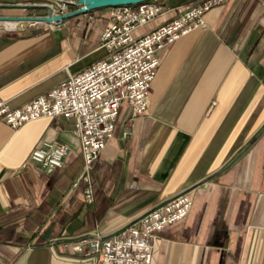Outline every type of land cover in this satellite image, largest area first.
I'll return each mask as SVG.
<instances>
[{
    "label": "crops",
    "instance_id": "1",
    "mask_svg": "<svg viewBox=\"0 0 264 264\" xmlns=\"http://www.w3.org/2000/svg\"><path fill=\"white\" fill-rule=\"evenodd\" d=\"M49 0H0V18H25ZM201 0H158L164 14L138 38ZM73 10L78 9L73 6ZM156 52L149 108L119 109L114 136L85 183L72 120L44 118L14 131L0 122V217L24 214L21 243H0V264L80 262L67 239L111 236L153 206L192 189L189 215L159 233L151 264H264V0H225ZM109 10L59 28L0 21V99L19 107L105 58ZM68 146L61 169L40 171L30 152Z\"/></svg>",
    "mask_w": 264,
    "mask_h": 264
},
{
    "label": "built area",
    "instance_id": "2",
    "mask_svg": "<svg viewBox=\"0 0 264 264\" xmlns=\"http://www.w3.org/2000/svg\"><path fill=\"white\" fill-rule=\"evenodd\" d=\"M224 2L201 0L190 4L171 21L138 38L133 36L135 30L164 14L158 0L108 8L109 21L99 34V48L105 50V58L81 73L68 76L23 106L13 107L9 101L0 99V122L16 131L26 123L44 118L72 120L82 157L77 183H85L84 201L93 204L91 172L114 136L121 105H128L132 118L143 116L149 108L148 89L159 67L156 52L191 30L205 28V13ZM73 6L62 0H49L43 5V14L37 17L64 16L75 11ZM64 21L44 25L54 29ZM20 23L21 27L35 25ZM69 153L64 144L44 142L30 152L29 163L40 171L61 169ZM192 192L183 190L159 202L111 236L95 231L67 239L74 259L95 264H151L153 243L159 233L189 215Z\"/></svg>",
    "mask_w": 264,
    "mask_h": 264
},
{
    "label": "water",
    "instance_id": "3",
    "mask_svg": "<svg viewBox=\"0 0 264 264\" xmlns=\"http://www.w3.org/2000/svg\"><path fill=\"white\" fill-rule=\"evenodd\" d=\"M77 6L78 9L64 16H57L54 18H43V17H25V18H0V21L4 20H15L19 22H32V23H50L52 21L66 20L68 18L86 14L88 12L115 8L121 6H130L140 4L149 0H62Z\"/></svg>",
    "mask_w": 264,
    "mask_h": 264
},
{
    "label": "trees",
    "instance_id": "4",
    "mask_svg": "<svg viewBox=\"0 0 264 264\" xmlns=\"http://www.w3.org/2000/svg\"><path fill=\"white\" fill-rule=\"evenodd\" d=\"M24 214H6L0 217V243H21L18 230L26 221Z\"/></svg>",
    "mask_w": 264,
    "mask_h": 264
},
{
    "label": "rangeland",
    "instance_id": "5",
    "mask_svg": "<svg viewBox=\"0 0 264 264\" xmlns=\"http://www.w3.org/2000/svg\"><path fill=\"white\" fill-rule=\"evenodd\" d=\"M44 8L42 7V8H38L37 10H34L31 14L32 15H30V16H33V17H37V16H40L41 14H43V12H44ZM37 25V24H36Z\"/></svg>",
    "mask_w": 264,
    "mask_h": 264
},
{
    "label": "bare ground",
    "instance_id": "6",
    "mask_svg": "<svg viewBox=\"0 0 264 264\" xmlns=\"http://www.w3.org/2000/svg\"><path fill=\"white\" fill-rule=\"evenodd\" d=\"M4 21H14V22H19V21H15V20H4ZM4 21H1V22H4ZM31 24H44V23H32V22H29ZM19 25H20V22H19Z\"/></svg>",
    "mask_w": 264,
    "mask_h": 264
}]
</instances>
